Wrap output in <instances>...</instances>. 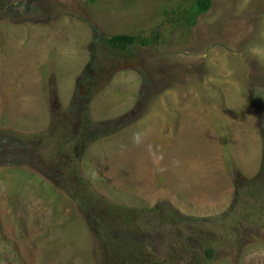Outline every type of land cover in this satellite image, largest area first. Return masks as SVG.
Masks as SVG:
<instances>
[{
  "label": "rangeland",
  "instance_id": "rangeland-1",
  "mask_svg": "<svg viewBox=\"0 0 264 264\" xmlns=\"http://www.w3.org/2000/svg\"><path fill=\"white\" fill-rule=\"evenodd\" d=\"M192 9L0 0V264H110L103 201L138 210L163 264H264V220L208 223L198 260H177L147 211L215 218L237 198L242 212L263 159L264 0H211L189 28ZM115 34L158 38L119 52Z\"/></svg>",
  "mask_w": 264,
  "mask_h": 264
},
{
  "label": "trees",
  "instance_id": "trees-1",
  "mask_svg": "<svg viewBox=\"0 0 264 264\" xmlns=\"http://www.w3.org/2000/svg\"><path fill=\"white\" fill-rule=\"evenodd\" d=\"M210 7L211 0H193V9L191 10L190 18L187 20L185 26L189 28L194 26L196 18L206 13ZM173 13L177 14L174 11ZM177 16L173 19H178L177 22L173 23L181 26L183 20L180 18L179 14ZM157 38L158 35L155 34L150 37L115 34L105 37L104 44L113 51L125 52L135 44L140 46L152 44ZM20 139L16 140V143L13 144L15 147L20 146V142H18ZM4 155L7 156L8 153L6 152ZM12 158L10 152V155L6 159L9 160ZM240 197L245 206V208L242 207V212L239 210V200L234 198L229 208L215 218L179 217L175 213H170V216H163V214L156 209H149L147 211L151 214L156 213L157 228H154L153 232H156V235L161 233L162 235H167L171 233L170 238L178 243L180 252L175 253L179 257V259L176 257L177 260L184 258L185 255H189L193 259L198 260V248L194 243V235L195 233H201V235L205 232L209 234L214 233L213 229L210 230L206 227L208 223H215L214 225L223 224L225 219L229 218L230 221H235L236 226L243 221H247L251 225H257L264 220V150L258 174L254 178L244 182V185L241 186L240 189ZM102 203H104L102 210L105 212H103L104 215L102 217L98 218V222L100 221L99 225H102L101 229L104 230L103 232L106 235L102 236V232L100 231L99 233L98 231L97 234L95 233V236L100 241L104 239L103 243L105 246L107 245L106 256L110 264H163V260L156 259L158 248L154 243L153 237L147 235L148 233L139 234L137 232L139 225L133 216L138 210L127 209L119 205H108L106 201ZM94 221L97 220L94 219ZM216 221H218L217 224ZM162 226L168 227L167 229H162ZM95 230L99 229L97 228ZM237 231L239 232L240 230L237 229ZM237 241L238 239L236 238V242ZM199 244L200 243H198V245ZM213 253V249L209 245H206L203 250L204 257L211 260L213 258ZM171 255L173 256V254ZM107 263L109 262H106V264ZM168 264H171L170 261Z\"/></svg>",
  "mask_w": 264,
  "mask_h": 264
}]
</instances>
